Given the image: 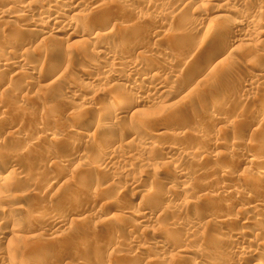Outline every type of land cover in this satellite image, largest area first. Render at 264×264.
Here are the masks:
<instances>
[{
  "label": "rangeland",
  "instance_id": "rangeland-1",
  "mask_svg": "<svg viewBox=\"0 0 264 264\" xmlns=\"http://www.w3.org/2000/svg\"><path fill=\"white\" fill-rule=\"evenodd\" d=\"M29 1L36 2L34 3L35 6L39 4L38 5L39 7L38 6L35 8L33 7L32 9H29L28 12L18 10L19 12L18 11H16L17 13L15 12L16 15L23 14V13L24 14L29 13V15H32L30 13L40 14L41 13L40 8L41 7L45 8L46 3L51 2L50 0L46 2H43L45 0H41V1L40 0H36V1L29 0ZM85 1L89 4H87L85 9L81 8L78 12L80 11L84 12V10L85 11L88 10V11H91L92 13L96 12L95 14L97 18L99 17L104 20L106 18L104 22L107 21L108 23L106 22L104 26L108 27L107 29H111V28L113 29L114 27L118 28V29H115V31L117 30V32H115L117 34V38L120 37L119 35H121L122 32L124 35H128V32H130L129 34V36L131 35L130 37L125 38L124 40L121 37L119 39L123 41L128 40L130 44L131 45L133 44L136 49L132 48L130 49L131 51L128 50L127 52L122 53L121 54L123 55L122 57L125 58V60L132 61V63L134 62L136 64H139L142 67L147 66L148 68H152L151 76L153 75L154 77H156L155 79L157 80L165 79L169 85L168 89L166 88V91L168 92H166L163 95L161 99L162 101L161 100H160L161 102L159 101L160 105L162 106V108L161 106H159L160 107L159 111H158V108L157 110L152 109L150 111V108L147 107V105H141L138 109L139 112L137 111L138 114H132V115L129 114L124 119L119 120V123L116 125L117 132L110 131L108 136L111 138L113 137L114 140L109 137H105L106 138V139L104 138V141L106 140L105 142L103 140L100 142V140L98 139L100 143L99 144L97 142L98 137L96 134L97 128L95 124L98 114L96 113L95 110L83 111V109L81 108L82 101L80 102V100L83 97L87 98V97L93 96L92 93H94L97 90V93H96L97 99L95 97L94 98H95V102L97 101L95 103L96 105L99 102L98 106H100V103L103 102L102 100H104V98L105 100L108 98L109 99L115 98L117 94H118L117 95L118 98L120 97L124 98V100H127L126 102L127 104L132 105L133 103L132 101H130L131 99H133L130 96L131 94L130 95L126 94L124 92H121V90L123 87L127 86L126 82L123 79L127 78V80H129L128 77L135 75V72L133 71L132 73L131 72L125 73L123 75L124 76L123 78L122 77L113 78L112 76L110 78V76L109 77L107 76L109 73L107 74L103 72L102 69H100L102 68V66L99 62L101 61L96 59L95 55L93 54L91 55L89 50L85 49L86 50L85 51L83 49L84 50L83 52L76 53L74 50H72V48L67 49L65 48L66 46H63V45L61 46L63 40H64L63 44L66 42V40H68V44H71V43L75 44L74 42H76L77 38H74V39L71 38L70 40V38H67V35L63 34L65 36L59 37L60 40L62 41H60V44H58L57 43L58 40L56 41V39H51V38L46 39L45 38V40L44 39L42 40L43 37L38 38V36L36 37L32 35L28 37V36H25L24 33L21 34V32H18V33L14 32L13 28L10 25H8L7 27V24L5 26L4 25L2 26L1 25L2 23H0V34H1L0 36H2L4 41L9 40V39L15 40L11 49H8V51L10 52L14 51L15 53L16 52L21 53V50H20L21 47H23L24 50L27 49L31 51L29 54L30 56H28L26 58L27 61L26 60L25 61L28 62V65L32 66L34 68L33 70L36 72L35 76L29 77L25 68L22 67V64L15 65V68H12V69L8 68L6 70H2L3 72L0 71V76H1L0 77V107H1L0 113H5L9 117L8 119L9 122L7 121L6 124L0 125V142L3 143V144L0 143V151H1L0 152V160H1L0 169L1 170L4 169L3 163L6 164L7 162H9V159L5 156L6 155L8 156V154L10 153L11 154L13 153V155L18 156L16 157L17 159L15 158L17 160V161L15 160V163L20 165V166L16 165L17 171L15 172V175L17 176L14 181V184L12 183V186L14 188L7 187L10 190L12 189V191L16 193L17 195H19L20 197H18V199L15 201L14 200H12V202L10 201V203L6 201L5 202L0 201V213L7 205H10V204L16 205V207H19L20 209L19 211L21 212L20 214H23V215L25 214L26 217L29 214L36 212L37 210H43V209L45 211L48 210L47 211L48 214H46L47 216L44 215V218L42 219L43 223L41 222L42 221L41 220L40 223L38 222L36 223L37 224L36 225L34 223H31L27 219V222L25 223V225H23L25 230L23 227H16L12 225L11 223H5L3 225V227H6L5 229L11 230L13 227H15L13 230H15L16 232L15 233L13 232V234L15 235V238L12 239L13 236L11 237L10 236L11 234H9L7 238L10 241L8 242V240H6L0 243V257L1 259L2 258L5 259L7 258V255H8V258L11 257L12 262L15 264L22 260L28 261L29 264H166L163 261H159V262L153 261L154 259H156L155 256H157L156 254H158L159 251H157L153 247L154 241H152L151 234L149 233L152 230V231L157 232V234L159 233V236L165 235L166 229L168 228L167 224L169 220L172 218L171 217L172 214L176 218L180 216L178 217L179 218L178 221L181 223V226L179 230H175L174 231L175 233L173 232V234L169 235L170 241H171L170 243L172 245L173 244L183 245L182 241L184 243V239H185L184 236H185L186 231H189L193 226L196 227L198 225L200 228L199 231L202 233L201 234L199 232L200 233L199 235H201V237L200 239L197 240L198 242L194 241V238L190 239L192 241V242L190 241V243L192 244L195 243L194 245H196L197 247L201 246L203 249H205L204 252L206 253L208 251L206 249L210 250V248L204 247L208 240L210 233L219 231L220 233H223V235H226L228 238L229 232L234 233L238 229L237 224L239 223V221L237 219L239 218L238 217V214L240 212L239 210L243 211L244 210L243 208L245 205H249L255 201L256 202L252 204H256V203L264 204V201H263L264 200V187H262L261 189L258 188L259 191L257 190L255 191V189L252 188V186L250 187L252 188L250 190L251 192L248 191L249 193L247 194V201L249 203L246 201V199H245V202L243 199L241 200L239 198H236L237 200L235 199L232 200L233 197H230V196L228 197V195H224V196L222 195L218 197L214 196L215 197V198L213 197L215 199L214 201L211 200L213 198L203 197L206 194H210V193L212 195V192L216 189L215 186L218 187L221 184L222 185L225 184V186L229 185L228 188H242L243 186L239 180L243 176H245L243 178L248 177L254 181L258 180L259 177L261 178L263 177L262 175H258L259 174L258 171L259 169L261 170L263 168L259 172H264L263 171L264 165L258 166V168L260 167L258 171L254 169L252 171L251 168H249L250 171L248 169V172L246 173L243 170L245 163H243L242 158H244V154L248 152H252V151L256 152L258 155L261 154V152L262 154H264L263 152L264 151V147H263L264 146V141H263L264 140V128H262L261 125H260L261 127H259V124L256 118L247 119V116H245L248 112L251 111V109L254 108L257 110L258 107L261 108V104L264 101L262 100L264 99V96H263L264 89L260 88L261 86H263V81H264V79H262V76H261V75H264V73L262 72L263 70L260 66L261 64L264 63V51L261 52V50H264V43L260 41L262 40L264 42L263 40L264 35L261 38H259L261 35L253 34L249 38L250 42L252 43L247 44V43L239 42L236 46L238 47V49L234 47V49L236 48L237 50H233L232 53L228 55L229 57L227 56L228 58L226 57V54H224V56H222L224 58L221 57L222 59L219 58L217 60V62L220 65L217 62L213 63L212 65L211 56L214 54V52H216L221 47L222 43H224L223 41H225V40L220 39L221 38L219 36L220 32L223 28H226L227 26L229 27L231 25L230 22L233 21L228 15L227 16L229 18L226 15H223L221 12L216 11L215 9L213 10L210 7H205L204 6L205 4L204 5L202 4L199 10L198 9H195L197 11L193 10L195 11V13H193L190 8H186V6H183V3H181L182 4L181 5L180 2L178 3L175 2L177 0H173V2H170V3H168L169 0H147L149 1L148 3H146L147 2L146 0H132L130 1V4H129L131 5L130 7L129 6L123 7L122 3H124V6H125L124 0H85ZM249 1L246 0L245 3L244 2L242 3L241 1L240 3L241 5L239 4V9L242 10L243 13L246 14V16L248 15L249 17L251 16V17H254L255 19L257 18L258 21H261L262 19L261 22H264V11L260 10V4L263 6L264 0H253L252 2H249ZM90 4L92 5L90 6ZM1 7L2 5H0V8ZM160 11L165 12L169 15L166 14L167 16H165V13H163L164 16L162 17L161 20H159L160 22L162 21L163 23L161 22L159 24V21H156L153 23L151 19L154 17V15L157 12H160ZM95 22L99 24L100 20H96ZM22 25L20 23V29H22L23 27ZM161 25L162 27H160ZM190 25L191 27H196L195 28L196 30L193 32L192 29H189V32H190V33L188 32L189 35L188 34L186 35L184 31L185 29L190 27ZM262 26L264 29V24ZM134 28H136L135 32L132 33L131 31H129V29H134ZM154 28H157L158 31L161 33V35H163V37L169 38L165 40L172 41V37H173L174 39L172 43H170L169 41L168 42L164 41V44L163 42L162 43L157 42V43H160L158 45L156 44V42L154 43V41L151 40V38H149L151 31H155ZM229 28H232V27H229ZM104 29L106 28L104 27ZM119 29L121 32L119 31ZM138 29L141 30L142 32L146 30L147 32L149 31L150 33L148 32L149 35L147 36L146 34L147 32L144 31L145 35H141L139 34L141 33V31H139ZM115 33H114L115 39L113 38L114 41L112 39H111L112 43L110 42V40H109L110 43H108L107 41V45L109 47L111 46V49L115 45L116 40H117ZM183 33L185 34L182 35ZM137 34L139 35L137 36ZM133 35L135 37H133ZM140 35L142 36V38L139 37ZM234 36H235L234 32H231L228 35L229 39L227 38L226 41L231 40L232 37ZM130 39L132 40L135 39V42ZM182 39H184V41ZM174 40L176 42L179 41L178 42L179 44L174 42ZM185 40H188V42H185ZM45 41H46V44H45ZM21 42L23 44H21ZM78 42L79 41H77V43ZM180 43H182L183 46H185L184 44H186V46L187 44L189 45L187 47L186 46L183 47L182 44L180 45ZM136 44L137 45L139 44L138 45L139 47ZM200 44L203 46H200ZM254 44H256L257 46H259L260 44L259 49L257 48L258 51L256 50L251 53L247 51L248 53H246V55L251 54V56L250 55L246 56L243 53L245 57H248V58H245L244 55H242V52L246 50L249 47V45L253 46ZM42 45H50V46L56 47V49H59V54L56 57H54L55 60L54 59L51 60L47 65H43V58L41 56L42 55L41 52H43V50L45 49ZM133 45L131 47H133ZM153 45H156V46L153 47ZM230 46H232V43L229 45V47ZM2 47H3V44H0V48ZM196 47L200 49H198L199 50L198 56H196L197 59L195 58V61L193 62L195 64H192L193 66L187 69L186 66L188 65H187V62L185 61L186 59L185 57H187V55L191 51H194L193 49ZM33 51L36 54L33 53ZM68 51L70 52L68 53ZM73 51L74 53H72ZM9 57H11V55H9ZM90 61L91 63L93 62L96 65L95 67H93L95 69L91 70L90 67L87 65ZM164 61L171 63L170 64L171 67L169 68L168 71L165 67L167 65H165ZM156 63L157 64L159 63L160 66L159 65L156 66ZM208 66L211 68H209ZM42 67H45V68L41 69ZM18 68H20L21 70L20 69L17 70ZM56 68L59 70H57ZM212 69H213V72H212ZM15 70L20 71L21 74L19 73L20 75L18 74L14 76L13 71ZM82 70H84L85 74L87 73L83 77L80 74V71ZM85 70L87 72H85ZM183 70L184 72H182ZM112 72H114V70H112ZM221 72L223 74L229 72L228 73L229 75L228 74L223 75ZM50 74L52 77L50 76ZM232 74L233 76H240V77L241 76L243 77L246 75L249 77L254 76L252 81H255V83H257V86H260V87H258L259 88L258 90L254 89L256 91L253 90V93H251L252 91L249 94L247 93L248 95L245 93L244 97L240 98L241 100L238 99L239 102L237 101V99H234V98H233L234 99L233 101L232 99L229 100L228 102H230V104H233V105L228 106V108L227 106L226 107L222 106L221 108L217 107L220 110L217 113L218 109H216V107L214 106V102L216 101V98H218L219 96V92L217 91H219L221 88H224L228 85H231L230 87L232 88L233 81L228 80V77L226 78V75L231 76ZM95 75H99L101 77L103 76V78L98 76L99 78H101L100 81L97 83L93 82L91 77H94ZM27 76L28 78H25ZM257 76H261V77H257ZM55 78L58 79L57 80L58 82H56ZM73 82H76L74 84L75 86L78 85L76 86L75 90L77 91V94L80 95L81 99L79 97H77L79 100L77 98H73L70 100L71 101L70 102L69 101L70 98H68L67 92H68L69 87L73 84ZM258 83L262 85H259ZM188 84L191 86L198 85L197 89L198 88L199 89L194 92L192 91L189 92L188 89H186V87L189 86ZM3 88L4 89L6 88L5 91H3L4 90ZM259 93L262 97L259 95ZM112 95H114V97ZM235 101L238 104L237 103L235 104L234 103ZM228 102H226L224 105L226 104L229 105ZM257 104L260 106H258ZM206 105L208 106L209 109H212V112H211L212 116L209 114H208L209 117L207 114H205V116L199 115V117H197L199 118V120L197 118H194L195 119L194 122H193V119L188 118V114L191 112V110H194L193 107L199 108V107L206 106ZM223 107L225 109H223ZM164 111L165 112L167 111L169 112V114H172V115L164 114ZM159 112L162 115L161 118L158 117ZM152 113H154V115ZM215 113H217L218 115ZM166 115L167 116L169 115V117L166 118L165 117ZM142 116H147V117L144 118ZM212 117L213 118L216 117L217 119L225 118L224 119L225 123L218 125L216 123L217 119L215 118L214 119L215 121H214ZM211 118L213 121L210 120ZM157 119H158V123H157ZM150 120L152 123H149ZM152 120H156V122ZM16 123L19 124L18 125L20 128L19 130L21 132H24L26 135V136L24 135L25 137V139H23L24 142L21 141L22 138H20L21 139L20 140L18 139L19 138L18 136L14 137L9 134L11 132L14 133L13 131L15 129H12L13 130L12 131L9 128L12 125L14 126ZM133 123H135V125ZM130 124L133 127H137V128L140 127L141 131L143 129L142 133L144 134V139H151V140L153 139L157 142L159 141L160 143L164 142L163 144H165V140H166V142H168L166 144H170V145L173 144L172 146L176 144L179 149L186 150V151H189V150L192 151L190 149L191 147L193 150L203 147L206 153L204 154L202 158L197 156V159L193 158V160L190 162L187 160H184V161L182 160L180 162L182 165V168L183 167L185 168V173L187 172L185 178H182L181 180H178L177 177H175V175L173 176L172 175L173 173L171 174L170 171L172 169L167 165V163L165 164V162H164L165 165L146 164L144 166H141L139 165V163L136 162V160H134V158H137L138 156L135 155V150L133 148L126 149L119 145V143L122 144L125 141L131 140L130 137L129 138L126 137V130L130 128ZM137 124L138 125L141 124V125L137 126ZM213 124H214V127H213ZM226 125L228 127L227 129H226ZM219 128H222L220 129L222 131H223V128L228 131L226 132V130H224L222 133V131L219 132ZM48 129H52L54 131V136L47 138V135L49 133ZM199 130H202V131L199 132ZM114 133H115V137H114ZM163 133L176 134V135H179V137L177 140H175V142H173L174 141L173 139L171 140L166 137H163V138L160 137V134H163ZM202 134L205 136H203ZM32 139L34 140V142H36L35 143L36 145H34V147L31 148V151L28 152L29 154L25 156L23 155L22 151H24L28 147L27 144L29 145V143L33 142ZM53 139H56V140H53ZM91 139H95V141L93 140V143L94 142L98 143L100 145L99 148L100 147L103 148V146L107 144L108 142L109 144H112L114 148H116L115 151L117 154L111 158L112 169L110 170L111 174H113L115 177L116 184L114 188L107 187V184L105 181L107 180L108 173H109L107 170H105V173H104V170L102 169L103 172L100 174L98 172H101V171L98 170L97 172H95L96 176H94L95 174H92L93 176L91 174L90 175L86 174L85 170H84L85 172L81 170V167L83 169L84 165L83 166L80 165V160L78 161V158L76 156L74 159L75 162H72V164L70 163L71 165H65V164L62 165L61 161H63V159L65 160L63 156L65 154H63V152L67 151V154H68V152L69 153L74 152V150L75 152L78 151V150L76 151V149L78 148H75L72 146L73 143L74 144L79 143V142L85 143L86 140H91ZM162 139L163 140L165 139V140L163 141ZM134 142L135 141H133V143ZM50 144L52 145V147L49 148L50 150V153H49V151H47L46 149V145L48 146ZM71 146L74 148L73 150ZM261 147H263V149ZM159 149H163V148L159 147ZM159 149L155 148L152 151L154 158L156 157V158L163 159L164 155L177 153V152L169 153V151L167 150L163 149L161 151ZM231 149L235 153H233ZM225 153L226 154L229 153L228 154L229 157L224 156L226 155ZM67 154L65 155L66 158L69 156L70 157L72 156L70 154L68 155ZM221 154L223 155L224 158L222 157ZM230 154L233 156L235 155V158L233 156H230ZM30 155H32L33 157ZM177 155L178 154H176V156ZM51 158L55 160L56 164L61 163L59 164L60 166L57 168L55 166H57L58 164L57 165L55 164V166L54 165L50 166V164L48 163V159H51ZM87 162L89 163L90 160ZM87 162H85V164ZM228 162L229 163L231 162V164L235 163V165L233 164V167L236 166L234 168L232 167L233 169L232 168L230 169L229 173L231 176L228 173L227 174L228 176L227 175L226 176L229 179L226 176L221 177L220 175H218L219 176L218 178V176H216L215 169L220 168V167L221 168L227 167V165L229 164ZM95 163H96V160L95 162L93 161L94 165ZM28 166L30 168H28ZM79 166L81 167L77 168ZM210 168H214L213 169L214 173L212 172V169L210 170ZM80 170H81V173H80ZM106 171L108 172L107 175H105ZM231 171H233V173ZM211 172L213 175L214 174L215 175L214 176L209 175L211 174ZM73 174H75V178ZM183 180H186V181L188 180L189 185L191 184L190 186L192 188L189 187L191 189L189 194L187 193L186 196H183V195L173 196L172 193L170 194L169 193L170 189L167 190V187L177 192L176 188L178 187V183L179 181H183ZM136 181L138 184L136 183ZM85 182L86 184L88 183L89 184L86 185ZM130 182L131 183L134 182L135 184H137L138 185L137 188L132 189ZM94 183L97 185H95ZM140 187H142V189L146 188L145 190L147 192L149 191L148 193H150L148 202H150L151 204L149 203L150 206H149L148 211H150L149 212L150 215L152 214L156 218L155 223L143 224L142 227H138L135 225L133 226V224L131 225L128 219L124 220L123 218L122 220L121 219L117 220L116 215L120 214L123 216V214H125L126 210L128 209L132 208L133 210H135L136 209L135 207L138 202L146 201L147 198L144 195H142L141 193H137L139 191L138 188ZM193 189L194 190L196 189V190L194 191ZM150 190H152L153 192ZM252 191L253 192L255 191L257 194L253 193ZM192 194L193 196L195 195L194 197L196 198L203 195L201 196L202 198L200 197L201 199L199 198L194 199L193 197L194 199L193 203L194 205L196 203V205L193 206L192 210L194 211L197 210L196 212L198 214L201 213L200 215H204L205 212L208 211L209 209L210 211L206 212V214L209 213V215H211L210 213H212L213 215V211L215 210H212V209H214L216 206L217 209H216V212H214V217L215 216L218 217L219 215L222 217V215L225 216L228 214L227 217L226 216L225 217L227 219L230 218L228 220L233 219L232 222L229 221L228 226L226 225V227L225 226L223 227L215 222H210V220H207V218L205 220L200 219V220L194 221V219L192 220L189 209H187V211L189 212L187 211H186L187 213L185 212L186 215H184L183 213H182L183 215L178 214L176 212L173 213L171 211L170 213L168 210H165V209L161 210L160 208L159 209L161 211L158 210V212L154 214V211H156L155 206L157 207L160 203L159 201H161L163 198L170 196L173 200H177L178 202L179 201L181 202L182 200L184 201L185 198L186 200L192 201L193 200L191 198ZM188 195L189 196L191 195V197H189ZM208 198L210 199V201ZM198 199L199 201H197ZM200 200L202 201L200 202ZM221 203L224 204V206ZM226 203L227 204L229 203V204L227 205ZM203 205L205 207L206 206H209V207L203 210V208H205ZM220 206L221 207L223 206V207L221 208ZM151 207H153V209ZM226 207H228V209H226ZM218 208H221V210ZM166 211L169 213H166ZM52 212H54V214H57V215L59 214L61 216L64 215L65 216L64 218L66 219V220L63 219L62 224L63 223L64 224L61 227L62 232L60 230L57 237H52V236H49L48 234L47 236L45 233L42 234V232L39 231V229H37L38 227H40V225H43V224H44L43 226L46 225V227L50 225L51 223L50 221H51L52 214H53ZM50 213H51V216H49ZM188 213H189V216L187 215ZM261 215L259 216L262 217ZM45 218H48V219H45ZM168 218L170 219L168 220ZM134 221H136V219H134ZM257 221L258 219L257 220L251 219L250 221L251 223L249 222V224L247 225V228L249 227L250 229L254 228V225L256 224ZM0 222H1V217H0ZM263 222L264 220L262 221V223ZM258 224H261V223H258ZM131 226L134 228H130ZM261 226L262 227H260V230L257 231L258 233L259 232L264 233V223L261 224ZM147 230L149 232H147ZM48 232H51V231H48ZM89 235H92L91 237L94 240V243L92 244V246L89 247L90 249L80 248L79 245L82 239ZM176 238L179 240V242L178 240H176ZM150 243H152V245ZM109 244L115 246L114 247L115 250L112 253H105V254L102 253L100 251L101 246L109 245ZM244 245L247 246L248 243L241 241L238 243L232 242L230 245L228 244L227 249L229 250V253L227 252V249L225 247L223 248L219 246L220 248L219 247L211 248L213 252L209 251L208 252L209 254L206 253L208 255L204 253L205 256L204 258L201 259L199 263L208 264L209 261L214 260L213 258H215V260L217 258H218L217 260H221L222 258L221 261H224L226 260L225 257L229 258V261L231 262V264H240L242 261H248L249 263H251L252 261L257 260L256 257H250V258L245 257V256L239 257V255H237L239 248ZM139 247L142 250L137 251L136 248L139 249ZM261 247H259L258 251L264 254V245H262ZM135 249L137 253L135 252ZM216 249H218V251ZM220 249H222L223 251H221ZM214 251L216 252L215 254H214ZM166 252H169V254L171 253L173 254L171 247L166 248L165 253ZM211 252L213 253V255H210ZM222 252L225 254V256L223 255L224 257L223 256L220 257V255H222L221 254ZM218 253L219 255H217ZM206 256L208 258H206ZM175 264H179V263L175 262Z\"/></svg>",
  "mask_w": 264,
  "mask_h": 264
},
{
  "label": "bare ground",
  "instance_id": "bare-ground-1",
  "mask_svg": "<svg viewBox=\"0 0 264 264\" xmlns=\"http://www.w3.org/2000/svg\"><path fill=\"white\" fill-rule=\"evenodd\" d=\"M27 1H29V0H0V5H2V7L0 8V21H2V22H0V23H2L1 25L3 26H5L6 24H7V27H8V25H10L12 28H13V31L14 32H16V33H18V32H21V34L22 33H24V35L25 36H38V38L39 37H43L42 38V40L44 39L45 40V38L46 39H56V41H57V43L58 44H60V41H62V40H60V38L59 37H61V36H65V35H67V38H70V40H71V38H77L76 39V42H74L75 44H68V40H66V42L63 44V42H64V40H63V42H62V44H61V46L63 45V46H66L65 48H72V50H74L76 53H79V52H83L85 49L86 50H89L90 51V53H91V55L93 54V55H95V57H96V59H98L99 61H101V62H99L100 64H101V66H102V68H100V69H102L103 70V72H105V73H109L107 76L109 77L110 76V78H111V76L113 77V78H119V77H124L123 75L125 74V73H128V72H135V75H132V76H130V77H128V79L129 80H127V78H124L123 80L126 82V84H127V86H125V87H123L122 88V90H121V92H124V93H126V94H131L130 96L133 98V99H131L130 101H132V105H129V104H127L126 102H127V100H124V98H118L117 97V95H116V97L115 98H108V99H106L105 100V98H104V100H102L103 102H101L100 103V106H98L99 105V102H98V104L96 105L95 103L97 102H95V98H96V93H97V90L94 92V93H92L93 94V96H91V97H87V98H80V95H78L77 94V91L75 90L76 89V86H78V85H74L76 82H73V84L69 87V89H68V92H67V96H68V98H70L69 99V101L71 100V99H73V98H77V97H79L81 100H80V102H81V108L83 109V111H89V110H95L96 111V113L98 114L97 116V118H96V122H95V124H96V134H97V140L99 139L100 140V142L103 140L104 141V138L105 137H109L108 135H109V133H110V131L112 132H117V128H116V125L119 123V120H121V119H124L127 115H132V114H138L137 113V111H138V109H139V107L141 106V105H147V107H149L150 108V111L153 109V110H157V108H158V111H159V106H161L160 105V103H159V101L162 99V97H163V95L166 93V92H168V91H166V88L168 89V87H169V85H168V83H167V81L165 80V79H162V80H157V79H155L156 77H154L153 75V77L151 76V72H152V68H148L147 66L145 67H142V66H140L139 64H136V63H132V61H127V60H125V58H123L122 56L123 55H121L122 53H124V52H127L128 50H130V49H132V48H134V49H136L135 47H134V45H133V47H131L132 45L130 44V42L127 40H125V41H123L125 38H128V37H130L129 36V34H130V32H128V35H124L123 34V32H122V34L121 35H119L121 38H123V40H121V39H119V38H117V34L115 33V32H117V30L115 31V29H118V28H111V29H107L108 27H106V26H104L105 25V23L107 22H104L105 20H106V18H105V20L104 19H102V18H97L96 17V12L95 13H92L91 11H88V10H84V12L83 11H80V12H78L81 8H86V6H87V4H89V3H87L85 0H50L51 2L50 3H46V5H45V8H40L41 9V13L40 14H33V13H30V14H32V15H29V13L28 14H18V15H16V11H18V10H21V11H24V12H28L29 11V9H32L33 7L35 8V7H37V6H35V4L34 3H36V2H33V1H29V2H27ZM36 1V0H35ZM41 1V0H40ZM46 1H49V0H45V1H43V2H46ZM125 1V6H124V3H122V5H123V7H127V6H131V5H129L130 4V1H132V0H124ZM147 1V0H146ZM241 1H242V3L244 2L245 3V1L246 0H177V1H175V2H180V4L181 3H183V6H186V8H190L191 10H192V12L193 13H195V11H197V10H195V9H200V7H201V5L203 4H205L204 6L205 7H210V8H212L213 10L215 9L216 11H219V12H221L223 15H228L230 18H231V20H233L232 22H230L231 23V25L229 26V27H232V28H229L228 26L226 27V28H223L222 30H221V32H220V39H222V40H225V41H223L224 43H222V45H221V47L216 51V52H214V54L212 55L211 53V63H212V65H213V63H215V62H217V60L219 59V58H221L222 56H224V54H226V57L228 56V55H230L231 53H232V51L233 50H237L238 49V47H236L237 46V44L239 43V42H242V43H252V42H250V40H249V38L253 35V34H257V35H261L259 38H261L263 35H264V29H263V24H264V22H261L262 21V19H261V21H258L257 20V18L255 19L254 17H249L248 15L246 16V14L245 13H243V11L242 10H240L239 9V4L241 3ZM247 1H249V0H247ZM253 0H250L249 2H252ZM38 2V1H37ZM93 2V1H92ZM96 2V1H95ZM149 1H147L146 3H148ZM156 2V1H155ZM170 2H173V0H169L168 1V3H170ZM248 2V3H249ZM120 3V2H119ZM152 3V2H151ZM150 3V4H151ZM256 3V2H255ZM255 3H253V4H255ZM206 4H207V6H206ZM92 4H90V6H91ZM94 5V4H93ZM153 5H154V3H153ZM164 5V4H163ZM167 5V4H166ZM175 5V4H174ZM179 5V4H178ZM182 5V4H181ZM241 5V4H240ZM244 5V4H243ZM242 5V6H243ZM182 6V7H183ZM39 7V6H38ZM244 7V6H243ZM117 8V7H116ZM148 8V7H147ZM184 8V7H183ZM83 10V9H82ZM119 10V9H118ZM164 10V9H163ZM193 10H195V11H193ZM260 10L261 11H264V5L262 6L261 4H260ZM94 11V10H93ZM165 11V10H164ZM16 12V13H15ZM19 12V11H18ZM161 12V11H160ZM157 12L155 15H154V17L151 19L152 20V22L154 23V22H156V21H159V20H161L162 19V17L164 16V14L163 13H165V12ZM167 12V11H166ZM191 12V13H192ZM122 14V13H121ZM167 13H165V16H167V15H169V14H167ZM171 14V13H170ZM193 15V14H192ZM174 16H175V14H174ZM173 16V17H174ZM227 16V17H228ZM145 17V16H144ZM171 17V16H170ZM228 17V18H229ZM114 18V17H113ZM130 18V17H129ZM176 18V17H175ZM227 18V19H228ZM127 19H128V17H127ZM172 19V18H171ZM177 19V18H176ZM96 20H100V23L98 24V23H96L95 21ZM259 20H260V18H259ZM129 21V20H128ZM183 21V20H182ZM151 22V21H150ZM151 22V23H152ZM162 22V21H161ZM160 21H159V24L161 23ZM20 23H21V25L24 27H22V29H20ZM108 23V22H107ZM163 23V22H162ZM181 23V22H180ZM184 23V22H183ZM182 23V24H183ZM186 23V22H185ZM158 24V23H157ZM187 24H188V22H187ZM186 24V25H187ZM107 25V24H106ZM109 25V24H108ZM115 25V24H114ZM164 25V24H163ZM18 26V27H17ZM102 26H104L106 29H104V27H102ZM110 26V25H109ZM131 26V25H130ZM102 27V28H101ZM119 27V26H118ZM120 27H121V25H120ZM133 27V26H132ZM138 27V26H137ZM157 27V26H156ZM160 27H162V25L160 26ZM176 27V26H175ZM190 27H191V25H190ZM188 27L187 29H185V33H186V35L188 34V32H189V29H192L193 30V32L196 30L195 28L196 27ZM159 28V27H158ZM183 28V27H182ZM155 29V31H151V33H150V35L148 34V32L146 31V30H144V31H146L147 33V36L149 35V38H151V40H153L154 41V43L156 42V44L158 45V44H160V43H162L163 42V44H164V41L165 42H168L169 40H165V39H169V38H165V37H163V35H161V33L158 31V29L157 28H154ZM164 29V28H163ZM229 29V30H228ZM121 30H123V29H121ZM135 30H136V28H134V29H129V31H131L132 33L133 32H135ZM139 30V29H138ZM137 30V31H138ZM153 30V29H152ZM178 30V29H177ZM191 30V31H192ZM119 31H120V29H119ZM139 31H141V30H139ZM144 31L142 32L141 31V33H139V34H141V35H145L144 34ZM183 31V30H182ZM97 32H99V33H97ZM121 32V31H120ZM162 32V31H161ZM167 32V31H166ZM170 32V31H169ZM206 32V31H205ZM231 32H234V37H232V39L231 40H229V41H226V39L228 38V35L231 33ZM94 33H96V34H94ZM114 33H115V35H116V38H117V40H116V43H115V45L112 47V49H111V46L109 47L108 45H107V41H108V43H110L111 42V39L114 41ZM127 33V32H126ZM182 33V32H181ZM185 33H183L182 35H184ZM190 33V32H189ZM63 34H65V35H63ZM134 34H136V33H134ZM139 34H137V36L139 35ZM1 35V34H0ZM16 35V34H15ZM139 36V37H141L142 38V36ZM189 35V34H188ZM194 35V34H193ZM17 36V35H16ZM15 36V37H16ZM174 36V35H173ZM178 36V35H177ZM233 36V35H232ZM21 37V36H20ZM35 37V38H36ZM133 37H135L134 35H133ZM144 37V36H143ZM146 37V36H145ZM172 37V36H171ZM193 37V36H192ZM17 38V37H16ZM15 38V39H16ZM64 38V37H63ZM114 38V39H113ZM176 38V37H175ZM178 38V37H177ZM231 38V37H230ZM22 39V38H21ZM133 39V38H132ZM132 39H130V40H132ZM136 39V38H135ZM135 39L134 40H132V41H134L135 42ZM138 39V38H137ZM140 39V38H139ZM171 39V38H170ZM173 37H172V41H173ZM184 39H186V38H184ZM184 39H182L183 41H184ZM229 39V38H228ZM20 40V39H19ZM33 40V39H32ZM109 40H110V42H109ZM178 40H180V39H178ZM177 40V41H178ZM182 40H181V42H182ZM189 40V39H188ZM188 40H185V42H188ZM200 40V39H199ZM260 40V39H259ZM264 40V39H263ZM14 39H9V40H6V41H4V39L2 38V36H0V44H3V47L2 48H0V71H2V70H6V69H12V68H15V65H18V64H22V67H24L25 68V70L27 71V73H28V75H29V77L30 76H35V74H36V72L33 70L34 68L32 67V66H30V65H28V62H26L27 60H26V58L28 57V56H30L29 54H30V52L31 51H29V50H27V49H23V47H21L20 48V50H21V53H15L14 51L13 52H10V51H8V49H11V47H12V45H13V43H14ZM77 41H79L78 43H77ZM137 41V40H136ZM172 41L170 40L169 42L170 43H172ZM23 42V41H22ZM21 42V44H23ZM30 42V41H29ZM32 42V41H31ZM40 42H41V40H40ZM55 42V41H54ZM157 42H160V43H157ZM174 42H176L175 40H174ZM179 42V41H178ZM178 42H176V43H178ZM184 42V43H185ZM190 42V41H189ZM234 42V43H233ZM260 42H262V43H264L262 40L260 41ZM48 43V42H47ZM112 43V42H111ZM137 43V42H136ZM153 43V44H154ZM232 43V46H230L229 47V45ZM42 44V43H41ZM45 44H46V41H45ZM57 44V45H58ZM135 44V43H134ZM147 44V43H146ZM151 44V43H150ZM166 44V43H165ZM179 44V43H178ZM182 43H180V45H181ZM198 44V43H197ZM196 44V45H197ZM246 44V45H247ZM28 45V44H27ZM112 45V44H111ZM137 45V44H136ZM135 45V46H136ZM139 45V44H138ZM137 45V46H138ZM142 45V44H141ZM173 45H174V43H173ZM177 45V44H176ZM179 45V46H180ZM185 46H186V44H184ZM189 44H187V46H188ZM191 45H193V44H191ZM245 45V46H246ZM262 45V44H261ZM43 47H44V49L45 50H43V52H41V56H42V58H43V65H47L51 60H53L54 59V57H56L58 54H59V49H56V47H54V46H50V45H42ZM45 46H46V48H45ZM136 46V47H137ZM154 46H156V45H153V47ZM163 46V45H162ZM178 46V45H177ZM182 46H183V44H182ZM185 46H183V47H185ZM186 46V47H187ZM200 46H203V45H201L200 44ZM259 46H260V44H259ZM259 46H257L256 44H254L253 46H251V45H249V47L246 49V50H244L243 52H242V55H246V53H248V52H253V51H258V49H259ZM19 47V46H18ZM40 47V46H39ZM139 47V46H138ZM172 47V46H171ZM182 47V48H183ZM199 47V46H198ZM198 47H196V48H194L193 50L194 51H191L188 55H187V57H185L186 59H185V61L187 62V65L188 66H186L187 67V69L188 68H190L191 66H193L192 64H195V63H193L194 61H195V58H196V56H198V49H200V48H198ZM219 47V46H218ZM234 47H236L235 49H234ZM240 47V46H239ZM157 48V47H156ZM161 48V47H160ZM180 48V47H179ZM179 48H178V50H179ZM191 48H193V47H191ZM258 48V49H257ZM35 49V48H34ZM39 49V48H38ZM41 49V48H40ZM84 49V50H83ZM252 49V50H251ZM13 50V49H12ZM66 50V49H65ZM72 50H70V51H72ZM85 50V51H86ZM150 50V49H149ZM181 50V49H180ZM188 50V49H187ZM242 50H243V48H242ZM261 50V49H260ZM259 50V51H260ZM62 51V50H61ZM70 51H68V53L70 52ZM74 51L72 52V53H74ZM131 51V50H130ZM151 51V50H150ZM158 51V50H157ZM240 51V50H239ZM246 51V52H245ZM248 51V52H247ZM264 50H261V52H263ZM37 52V51H36ZM65 52V51H64ZM67 52V51H66ZM186 52V51H185ZM33 53H35L34 51H33ZM63 53V52H62ZM86 53V52H85ZM88 53V52H87ZM244 53V54H243ZM36 54V53H35ZM64 54V53H63ZM128 54V53H127ZM161 54V53H160ZM259 54V53H258ZM9 55H11V57H9ZM33 55V54H32ZM71 55V54H70ZM70 55H68V56H70ZM76 55V54H75ZM87 55V54H86ZM175 55V54H174ZM245 55H244V57H245ZM250 56H251V54H249ZM249 55H246V56H249ZM84 56V55H83ZM177 56V55H176ZM256 56V55H255ZM261 56V55H260ZM59 57V56H58ZM229 57V56H228ZM227 57V58H228ZM71 58V57H70ZM179 58V57H178ZM222 58H224V57H222ZM221 58V59H222ZM245 58H248V57H245ZM250 58V57H249ZM63 59V58H62ZM61 59V60H62ZM69 59V58H68ZM74 59V58H73ZM181 59H182V57H181ZM197 59V58H196ZM259 59V58H258ZM26 60V61H25ZM55 60V59H54ZM64 60V59H63ZM87 60V59H86ZM129 60V59H128ZM131 60V59H130ZM148 60V59H147ZM163 60V59H162ZM260 60V59H259ZM82 61V60H81ZM85 61V60H84ZM83 61V62H84ZM88 61V60H87ZM168 61V60H167ZM167 61H164V63H165V65H167V66H165L166 67V69H167V71L169 70V68L171 67L170 66V64L171 63H168ZM173 61V60H172ZM184 61V62H185ZM222 61V60H221ZM223 61H224V59H223ZM228 61V60H227ZM226 61V62H227ZM138 62V61H137ZM150 62V61H149ZM154 62V61H153ZM157 62V61H156ZM220 62V61H219ZM254 62H255V60H254ZM253 62V63H254ZM87 63V62H86ZM93 63V62H92ZM91 63V61L87 64L89 67H90V69L92 70V69H95V68H93V67H95L96 65L94 64H92ZM218 63V62H217ZM252 63V64H253ZM261 63V62H260ZM219 64V63H218ZM223 64V63H222ZM221 64V65H222ZM157 65H159V63L157 64L156 63V66ZM162 65V64H161ZM220 65V64H219ZM152 66V65H151ZM160 66V65H159ZM158 66V67H159ZM227 66V65H226ZM254 66V65H253ZM259 66V65H258ZM261 66V68H262V72L264 73V63L263 64H261L260 65ZM21 67V66H20ZM21 67V68H22ZM88 67V68H89ZM162 67V66H161ZM209 67V66H208ZM216 67V66H215ZM223 67V66H222ZM256 67V66H255ZM45 67H42L41 69H44ZM207 68V67H206ZM209 68H211V67H209ZM213 68V67H212ZM229 68V67H228ZM20 68H18L17 70H19ZM36 69V68H35ZM57 69V68H56ZM187 69H185V70H187ZM205 69V68H204ZM215 69V68H214ZM17 70H15V71H13V74H14V76H16V75H18L19 73H20V71H17ZM21 70V69H20ZM24 70V69H23ZM57 70H59V69H57ZM112 70H114V72H112ZM171 70V69H170ZM208 70V69H207ZM211 70V69H210ZM229 70V69H228ZM227 70V71H228ZM55 71V70H54ZM218 71V70H217ZM224 71V70H223ZM3 72V71H2ZM65 72V71H64ZM85 72H87L86 70H85ZM171 72V71H170ZM182 72H184V70L182 71ZM211 72V71H210ZM212 72H213V69H212ZM230 72V71H229ZM229 72H227V73H222L223 75H225V74H228ZM56 73V72H55ZM58 73V72H57ZM60 73V72H59ZM130 73V74H131ZM21 74V73H20ZM19 74V75H20ZM39 74V73H38ZM62 74H63V72H62ZM80 74L82 75V77L83 76H85L86 74L84 73V70H82V71H80ZM129 74V75H130ZM181 74V73H180ZM179 74V75H180ZM216 74V73H215ZM48 75V74H47ZM57 75V74H56ZM128 75V76H129ZM214 75V74H213ZM229 75V74H228ZM228 75H226V78L228 77V80H232L233 81V84H232V88L230 87L231 85H228V86H226V87H224V88H221L219 91H217V92H219V96H218V98H216V101L214 102V106L216 107V109H218V111H217V113L220 111L219 110V108H217V107H222V106H224V107H226L227 106V108H228V106H231V105H233V104H230V102H228L229 100H231L232 99V101L234 100V99H237V101L239 102V100H241L240 98L241 97H244V94L246 93H250L251 91V93H253V90L254 89H259L258 87H260V86H257V83H255V81H252V79L254 78V76L253 77H249V76H233V74L231 75V76H228ZM50 76H51V74H50ZM49 76V77H50ZM60 76V75H59ZM61 76H63V75H61ZM99 75H95L94 77H91L92 78V80H93V82H99L100 81V79L101 78H103V76L101 77V76H99V77H101V78H99L98 77ZM262 76V79H264V75H261ZM261 76H257V77H261ZM1 77V76H0ZM31 77V78H32ZM52 77V76H51ZM105 77V76H104ZM25 78H28V76L27 77H25ZM47 78V77H46ZM90 78V79H91ZM49 79V78H48ZM55 80H56V82H58L57 80V78H55ZM62 80V79H61ZM60 80V81H61ZM10 81V80H9ZM53 81V80H52ZM201 81H202V79H201ZM5 83V82H4ZM28 83V82H27ZM199 83V82H198ZM206 83V82H205ZM209 84V83H208ZM259 84V83H258ZM7 85H9V84H7ZM49 85V84H48ZM189 85V84H188ZM259 85H262V84H259ZM80 86V85H79ZM116 86V85H115ZM197 86L198 85H196V86H191V85H189L188 87H186V89H188V91L189 92H194V91H196V90H198L197 89ZM223 86V85H222ZM42 87V86H41ZM48 87V86H47ZM92 88V87H91ZM215 88V87H214ZM261 89H264V81H263V86H261L260 87ZM4 89V88H3ZM6 89V88H5ZM5 89L3 90V91H5ZM78 89V88H77ZM115 89V88H114ZM121 89V88H120ZM89 91V90H88ZM187 91V90H186ZM254 91H256V90H254ZM8 92V91H7ZM206 92V91H205ZM213 92V91H212ZM259 92V91H258ZM210 93V92H209ZM264 93V92H263ZM13 94V93H12ZM91 94V93H90ZM242 94H243V96H242ZM247 94V95H248ZM17 95V94H16ZM99 95V94H98ZM259 95H260V93H259ZM258 95V96H259ZM15 96V95H14ZM100 96V95H99ZM111 96V95H110ZM113 97H114V95H112ZM121 96V95H120ZM128 96V95H127ZM212 96V95H211ZM261 96V95H260ZM259 96V97H260ZM264 96V95H263ZM95 97V98H94ZM130 97V98H131ZM185 97V96H184ZM262 97V96H261ZM61 98H63V97H61ZM66 98V97H65ZM126 98V97H125ZM234 98V99H233ZM4 99V98H3ZM78 99V98H77ZM97 99V98H96ZM211 99V98H210ZM239 99V100H238ZM243 99V98H242ZM63 100V99H62ZM79 100V99H78ZM262 100H264V99H262ZM3 101V100H2ZM59 101V100H58ZM64 101V100H63ZM162 101V100H161ZM160 101V102H161ZM231 101V102H232ZM261 101V100H260ZM8 102V101H7ZM66 102V101H65ZM71 102V101H70ZM129 102V101H128ZM226 102H228V104L229 105H224ZM241 102V101H240ZM235 104L237 103L236 101L234 102ZM261 103V102H260ZM162 104V103H161ZM238 104V103H237ZM258 105V104H257ZM200 106V105H199ZM236 106V105H235ZM255 106V105H254ZM258 106H260V105H258ZM147 107H146V109H147ZM223 107V109H225ZM237 107V106H236ZM1 108V107H0ZM148 108V109H149ZM161 108H162V106H161ZM233 108H235V107H233ZM256 108V107H255ZM193 109L194 110H191V112L188 114V118L189 119H193V122L195 121V119L194 118H197V117H199V115H204L205 116V114H209V115H211L212 116V114H211V112H212V109H209L208 108V106L206 105V106H202V107H199V108H195V107H193ZM222 109V110H223ZM254 109V108H253ZM251 109V111L250 112H246L245 114V116H247V119L248 118H256L257 119V121H258V124H259V127H261L262 126V128H264V101L262 102V104H261V108L260 107H258V109L256 110V109ZM7 110V109H6ZM164 110V109H163ZM226 111V110H225ZM240 111V110H239ZM238 111V112H239ZM139 112V111H138ZM156 112V111H155ZM162 112V111H161ZM216 112V111H215ZM149 113V112H148ZM217 113H215V114H217ZM23 114V113H22ZM141 114V113H140ZM153 115H154V113H152ZM164 114H169V112H165L164 111ZM159 115H161L160 114V112H159ZM158 115V117L159 118H161L162 117V115L161 116H159ZM169 115H172V114H169ZM169 115L167 116H165L166 118L167 117H169ZM209 115H208V117H209ZM218 115V114H217ZM200 116V117H201ZM216 116V115H215ZM237 116V115H236ZM240 116V115H239ZM242 116V115H241ZM16 117V116H15ZM142 117H147V116H142ZM149 117V116H148ZM163 117H164V115H163ZM207 117V116H206ZM141 118V117H140ZM213 118V117H212ZM212 118L210 119V120H212ZM216 117H214L213 118V120L215 119ZM222 118V117H221ZM8 119H9V117H8V115H6L5 113H0V125L1 124H6V122L8 121ZM138 119V118H137ZM142 119V118H141ZM149 119V118H148ZM198 120H199V118H197ZM217 119V118H216ZM225 119V118H224ZM223 118L222 119H217L216 121V123L218 124V125H221V124H224L225 123V120H224ZM243 119V118H242ZM241 119V120H242ZM255 119V120H256ZM21 120V119H20ZM175 120V119H174ZM181 120V119H180ZM179 120V121H180ZM212 120V121H213ZM254 120V121H255ZM134 121H135V119H134ZM152 121H154V122H156V120H152ZM166 121V120H165ZM168 121V120H167ZM186 121V120H185ZM202 121V120H201ZM207 121V120H206ZM215 121V120H214ZM9 122V121H8ZM153 122V123H154ZM170 122V121H169ZM191 122V121H190ZM199 122V121H198ZM210 122V121H209ZM208 122V123H209ZM11 123H12V121H11ZM17 123H19V122H17ZM15 124L14 126L12 125L9 129H15L13 132L14 133H9L11 136H18L19 138L18 139H20V138H22V140L21 141H23V139H25V137H24V135H25V133L24 132H21L19 129V124ZM135 123H136V121H135ZM135 123H133L134 125H135ZM149 123H152L151 122V120L149 121ZM157 123H158V119H157ZM174 123V122H173ZM201 123H203V122H201ZM215 123V122H214ZM215 123V124H216ZM256 123V122H255ZM8 124V123H7ZM143 124V123H142ZM145 124V123H144ZM156 124V123H155ZM183 124V123H182ZM216 124V125H217ZM21 125V124H20ZM141 125V124H140ZM140 125H138L137 124V126H140ZM205 125V124H204ZM261 125V126H260ZM185 126V125H184ZM8 127V126H7ZM146 127V126H145ZM158 127V126H157ZM162 127V126H161ZM179 127V126H178ZM213 127H214V124H213ZM224 127V126H223ZM59 128V127H58ZM228 127H227V125H226V129H227ZM261 128V129H262ZM220 129H222V128H219V132L220 131H222V130H220ZM226 129H224L223 128V131L224 130H226ZM246 129V128H245ZM4 131V130H3ZM24 131V130H23ZM48 131H49V133H48V135H47V138H49V137H52V136H54V131L52 130V129H48ZM200 131H202V130H199V132ZM206 131V130H205ZM223 131H222V133H223ZM228 130H226V132H227ZM235 131V130H234ZM245 131V130H244ZM26 132V131H25ZM143 132V129H142V131L140 130V127L139 128H137V127H133V126H131V124H130V128H128L127 130H126V137H130L131 138V140H129V141H125V142H123L122 144L121 143H119V145L120 146H122V147H124V148H133L134 150H135V155H137L138 157L137 158H134V160H136V162L137 163H139V165H141V166H144V165H146V164H152V165H165L166 163H167V165L172 169L170 172H171V174L174 176L175 175V177H177V179L178 180H181L182 178H185V176H186V173H185V168L183 169L182 168V165H181V161L183 160H187V161H192L193 160V158H196L197 159V156L198 157H203L204 156V154L206 153V151H204V148L203 147H201V148H197V149H192V147L190 148L192 151H186V150H181V149H179L178 147H177V145L174 147V146H172L173 144H166V143H168V142H166V140H165V144H163V143H160L159 141L157 142V141H155V140H151V139H144V134L142 133ZM249 132V131H248ZM262 132V131H261ZM24 133V134H23ZM186 133V132H185ZM16 134V135H15ZM56 134H57V132H56ZM229 134V133H228ZM243 134V133H242ZM112 135H113V133H112ZM194 135V134H193ZM203 135V134H202ZM208 135V134H207ZM236 135V134H235ZM26 136V135H25ZM181 136V135H180ZM203 136H205V135H203ZM227 136V135H226ZM114 137H115V133H114ZM160 137H166V138H169V139H173L174 141L173 142H175V140H177L178 139V137H179V135H176V134H170V133H163V134H160ZM229 137V136H228ZM47 138H46V140H47ZM109 138H111V137H109ZM8 139V138H7ZM31 139V138H30ZM45 139V138H44ZM106 139V138H105ZM111 139H113V137L111 138ZM168 139V140H169ZM201 139V138H200ZM33 140V139H32ZM36 140V139H35ZM53 140H56V139H53ZM62 140V139H61ZM93 140L95 141V139H91V140H86L85 141V143H83V142H79V143H76V144H74L73 143V147H75V148H78V149H76V151L77 152H75V150H74V152H68V154H70V155H72L71 157L69 156V157H67L66 158V154H67V151L66 152H63V154H65V155H63L64 156V158H65V160L63 159V161H61L62 162V165H71L72 164V162H75L74 161V159H75V156L78 158V161L80 160V165L81 166H83L84 168L82 169V167L81 166H79V167H77V168H80L81 167V170H85L86 171V174H95V172H97L98 170L99 171H101V172H98L99 174L100 173H102L103 171H102V169L104 170V173H105V170H107L106 171V174L105 175H107V173H108V177H107V180H105L106 181V184H107V187L109 188V187H111V188H114L115 187V184H116V182H115V177H114V175L113 174H111V172H110V170L112 169V164H111V158L112 157H114L117 153H116V148H114V146L112 145V144H109V142L107 143V144H105L104 146H103V148H99V140L97 141L98 143H93ZM114 140V139H113ZM160 140V139H159ZM163 140V139H162ZM163 140V141H164ZM167 140V141H168ZM233 140H234V138H233ZM7 141V140H6ZM17 141V140H16ZM27 141V140H26ZM31 141V140H30ZM30 141H28V142H30ZM106 141V140H105ZM104 141V142H105ZM133 141H135L134 143H133ZM161 141V140H160ZM264 141V140H263ZM24 142V141H23ZM73 142V141H72ZM78 142V141H77ZM262 142V141H261ZM0 143H2V142H0ZM21 143V142H20ZM26 143V142H25ZM36 142H34V140H33V142H31V143H29V145L27 144V150L25 149L24 151H22V153H23V155H28L29 153L28 152H30L31 151V148H33L34 147V145H36L35 144ZM3 144V143H2ZM218 144V143H217ZM216 144V145H217ZM263 144V143H262ZM38 145V144H37ZM233 145V144H232ZM5 146V145H4ZM71 146V148H72V150L74 149L73 147ZM22 147V146H21ZM37 147V146H36ZM52 147V145L50 144V145H46V149H47V151H49V153H50V150H49V148H51ZM116 147V146H115ZM135 147V148H134ZM159 147L161 148H163L164 150H167V151H169V153L170 152H177L176 154H178L177 156H176V154H167V155H164L163 156V159H160V158H154L153 157V150L155 149V148H157V149H159ZM185 147V146H184ZM264 147V146H263ZM263 147H261L262 149H263ZM38 148V147H37ZM181 148H183V147H181ZM187 148V147H186ZM207 148V147H206ZM230 148V147H229ZM8 149V148H7ZM69 149V148H68ZM163 149H159V150H163ZM185 149V148H184ZM62 150V149H61ZM67 150V149H66ZM188 150V149H187ZM232 150V149H231ZM13 151V150H12ZM64 151V150H63ZM68 151H70V150H68ZM228 151H229V149H228ZM262 151V150H261ZM1 152V151H0ZM17 152V151H16ZM231 152V151H230ZM232 152H233V150H232ZM260 152V151H259ZM264 152V151H263ZM45 153V152H44ZM47 153V152H46ZM140 153V154H139ZM159 153V152H158ZM233 153H235V152H233ZM34 154V153H33ZM62 154V153H61ZM67 154V155H68ZM152 154V155H151ZM226 154V153H225ZM229 154V153H228ZM228 154H226V155H224V156H228ZM232 154V153H231ZM230 154V156H233V155H231ZM3 155V154H2ZM1 155V156H2ZM74 155V156H73ZM217 155V154H216ZM222 155V154H221ZM30 156H32V155H30ZM43 156V155H42ZM196 156V157H195ZM220 156V155H219ZM243 156V155H242ZM5 157H7L8 159H9V162H7L6 164L5 163H3L4 164V169L3 170H1L0 169V201H6V202H9L10 203V201L12 202V200H17L18 199V197H20L19 195H17L16 193H14L13 191H12V189L10 190V189H8L9 187H11V188H14L13 186H12V183L14 184V181H15V179H16V176L17 175H15V172L17 171L16 169V165H18V164H16L15 163V160L17 159L16 157H18L17 155H13V153L11 154H8V156L6 155ZM33 157V156H32ZM39 157V156H38ZM46 157H48V156H46ZM54 157V156H53ZM58 157V156H57ZM126 157V156H125ZM153 157V158H152ZM222 157H223V155H222ZM229 157V156H228ZM234 158H235V155L233 156ZM6 158V159H7ZM16 158V159H15ZM77 158H76V160H77ZM208 158V157H207ZM224 158V157H223ZM241 158V157H240ZM38 159V158H37ZM46 159V158H45ZM90 160V162L88 163L87 161H89ZM95 160H96V163H95V165L93 164V161L95 162ZM238 160V159H237ZM1 161V160H0ZM17 161V160H16ZM41 161V160H40ZM82 161V162H81ZM230 161H232V160H230ZM235 161V160H234ZM242 161H243V163H245V166H244V168H243V170L247 173L248 172V169L249 168H251V170L253 171V169L254 170H256V171H258V169L260 168H258V166H262V165H264V154H262V152H261V154H257L256 152H254V151H252V152H248V153H246V154H244V158H242ZM21 162V161H20ZM85 162H87L86 164H85ZM164 162H165V164H164ZM238 162V161H237ZM2 163V162H1ZM48 163L50 164V166L51 165H54L55 166V164H56V162H55V160L53 159V158H51V159H48ZM71 163V164H70ZM229 163V162H228ZM239 163V162H238ZM2 164V165H3ZM58 164V163H57ZM56 164V165H57ZM59 164H61V163H59ZM57 165V166H55L56 168L57 167H59L60 165ZM227 164V163H226ZM234 165H235V163H233ZM233 164H231V162L227 165V167H224V168H217V169H215V173H216V176H218V175H220L221 177H223V176H226L229 172H230V169L233 167ZM26 165V164H25ZM61 165V166H62ZM94 165V166H93ZM166 165V166H167ZM237 165V164H236ZM18 166H20V165H18ZM214 166V165H213ZM2 167V166H1ZM65 167H67V166H65ZM151 167V166H150ZM211 167V166H210ZM234 167H236V166H234ZM233 167V168H234ZM19 168V167H18ZM22 168V167H21ZM28 168H30L29 166H28ZM27 168V169H28ZM64 168V167H63ZM161 168H162V166H161ZM232 168V169H233ZM212 169V172L214 171L213 169L214 168H210V170ZM263 169V168H262ZM261 169V170H262ZM32 170V169H31ZM76 170V169H75ZM81 170H80V173H81ZM260 169H259V171H261ZM82 171V172H83ZM84 171V172H85ZM249 171H250V169H249ZM258 171V175H262L263 177H264V172H259ZM264 171V170H263ZM28 172V171H27ZM212 172H211V174H209V175H213L212 174ZM232 173H233V171H231ZM66 173H67V171H66ZM75 173V172H74ZM214 173V172H213ZM85 174V173H84ZM165 174H167V173H165ZM245 174V173H244ZM88 175V176H89ZM104 175V174H103ZM215 175V174H214ZM213 175V176H214ZM229 175H230V173H229ZM73 176H74V178H75V174H73ZM93 176V175H92ZM94 176H96V174L94 175ZM215 176V177H216ZM228 176V175H227ZM226 176V177H227ZM231 176V175H230ZM77 177V176H76ZM90 177V176H89ZM210 177V176H209ZM220 177V178H221ZM242 177V176H241ZM243 177H245V176H243ZM240 178V183L242 184V188H228L229 187V185L228 186H225V184L224 185H220V186H218V184H217V186L218 187H216L215 186V190L212 192V195H211V193L210 194H206L205 196H203V195H201V196H203L204 198H207V197H210V198H213L214 196H224V195H228V197L230 196V197H233L232 198V200H237L236 198H239V199H243L244 200V202H245V199H246V201H247V194L249 193V192H251L250 190L252 189V188H254L255 189V191L257 190V191H259L258 190V188L259 189H261L262 187H264V178L262 177H259V179L258 180H256V181H254V180H252V179H250V178ZM27 178V177H26ZM80 178V177H79ZM218 178H219V176H218ZM217 178V179H218ZM228 178V177H227ZM231 178V177H230ZM29 179V178H28ZM91 179H92V177H91ZM209 179V178H208ZM212 179V178H211ZM229 179V178H228ZM75 180V179H74ZM89 180V179H88ZM190 180V179H189ZM210 180V179H209ZM73 181V180H72ZM80 181V180H79ZM82 181V180H81ZM17 182H19V181H17ZM27 182V181H26ZM71 182V181H70ZM96 182V181H95ZM76 183V182H75ZM98 183V182H97ZM105 183V182H104ZM131 183V182H130ZM136 183H137V181H136ZM191 183V182H190ZM222 183V182H221ZM69 184V183H68ZM82 184V183H81ZM85 184H86V182H85ZM89 184V183H88ZM88 184H86V185H88ZM95 184V183H94ZM138 184V183H137ZM137 184H135L134 182H132L131 183V186H132V189H134V188H137ZM194 184V183H193ZM30 185V184H29ZM91 185V184H90ZM95 185H97V184H95ZM102 185V184H101ZM104 185V184H103ZM191 185V184H190ZM189 185V181L187 180H183V181H179V183H178V187L176 188V191L177 192H175V190H172L171 188H168L167 187V190H169L170 189V194L172 193V195L173 196H175V195H183V196H186L187 195V193L189 194V192H190V188L189 187H191ZM28 186V185H27ZM252 186V188H250ZM8 187V188H7ZM98 187V186H97ZM104 187V186H103ZM46 188V187H45ZM84 188V187H83ZM107 188V189H108ZM192 188V187H191ZM200 188V187H199ZM202 188V187H201ZM100 189V188H99ZM139 189V191L137 192V193H141L142 195H144L147 199H146V201L145 202H138L137 203V205H136V209L135 210H133L132 208H130V209H128V210H126V212H125V214H123V216L122 215H116V218H117V220H119V219H123L124 218V220H126V219H128L129 220V222H130V224L132 225L133 224V226L135 225V226H138V227H142L143 226V224H153V223H155V217L151 214H149V212L150 211H148L149 210V203L150 202H148V199H149V197H150V193H148L145 189H142V187H140V188H138ZM78 190V189H77ZM96 190V189H95ZM194 190V189H193ZM196 190V189H195ZM194 190V191H195ZM108 191V190H107ZM106 191V192H107ZM150 191H152V190H150ZM249 191V192H248ZM253 192V193H255V194H257L256 192ZM153 192V191H152ZM86 193V192H85ZM102 193V192H101ZM105 193V192H104ZM136 193V192H135ZM193 193V192H192ZM261 193V192H260ZM84 194V193H83ZM98 194V193H97ZM106 194V193H105ZM134 194V193H133ZM169 194V195H170ZM115 195V194H114ZM93 196V195H92ZM116 196V195H115ZM152 196V195H151ZM189 196V195H188ZM195 196V195H194ZM193 194H192V197H191V195L189 196V197H191L192 199H193ZM200 196V197H201ZM113 197V196H112ZM142 197V196H141ZM200 197H197V198H199V199H201ZM254 197V196H253ZM108 198V197H107ZM183 198V197H182ZM196 197H194V199H195ZM196 198V199H197ZM215 198V197H214ZM211 199V200H215V199ZM259 198V197H258ZM263 198V197H262ZM184 199V198H183ZM194 199L191 201V200H186V198H185V200L183 201H177V200H173L170 196H167V197H165V198H163L161 201H159L160 203H159V205L156 207L155 206V209H156V211H154V214L155 213H157L158 212V210H168L169 212L171 211V212H173V213H178V214H181V215H186L185 214V212L187 211V209H189L190 210V214H191V217H192V220L194 219V221H196V220H205L206 218H207V220H210V222H215V223H217V224H219V225H221V226H225L226 227V225L228 226V222L230 221V222H232V220H228V219H230V218H226L227 217V215H225V216H223L222 215V217L220 216H215V217H217V218H215L214 217V212H216V209H217V207L215 206V208L214 209H212L213 208V206H212V208H210V209H212V210H215V211H213V215H212V213H210L211 215H209V213H207L206 214V212H208V211H210L209 209H208V211H206L205 212V214L204 215H200L201 213H197L196 211H194V210H192V208H193V206H195L196 205V203H195V205H194V203H193V201H194ZM199 199L197 200V201H199ZM209 199V198H208ZM260 199V198H259ZM204 200V199H203ZM206 200V199H205ZM240 200V201H241ZM13 201V202H14ZM142 201V200H141ZM202 200H200V202H201ZM209 201H210V199H209ZM208 201V202H209ZM239 201V202H240ZM259 201V200H258ZM257 201V202H258ZM264 201V200H263ZM110 202V201H109ZM148 202V203H147ZM195 202H196V200H195ZM208 202H207V204H208ZM248 202V201H247ZM247 202H246V204H247ZM256 202V201H255ZM255 202H252V203H255ZM262 202V201H261ZM158 203V202H157ZM232 203H233V201H232ZM249 203V202H248ZM249 204V205H245L244 206V210L243 211H241V210H239L240 212H239V214H238V221H239V223L237 224L238 225V229H237V231L236 232H234V233H231V232H229V235H228V238H227V236L226 235H223V233H220L219 231V233L218 232H212V233H210V235H209V237H208V240H207V242H206V244H205V248H210V250L209 249H206V250H208L206 253H208L209 251H212L211 250V248H218L219 246L220 247H225L226 249H227V245L229 244H231L232 242L233 243H238V242H241V241H243V242H246V243H248V245L246 246V245H244V246H242V247H240L239 248V250H238V252H237V255H239V257H243V256H245V257H256V259L257 260H255V261H252L251 263H249L248 261H242L240 264H264V254L263 253H260L258 250H259V247H261L262 245H264L263 243H264V233L263 232H257L258 230H260V227H262L261 226V224H263L262 223V221L264 220V204ZM14 204V203H13ZM16 204V203H15ZM58 204H60V203H58ZM109 204V203H108ZM114 204V203H113ZM151 204V203H150ZM222 204V203H221ZM227 204V203H226ZM229 204V203H228ZM227 204V205H228ZM205 205V204H204ZM203 205V206H204ZM214 205V204H213ZM223 206H224V204H222ZM244 205V204H243ZM97 206V205H96ZM202 206V205H201ZM222 206V207H223ZM226 206V205H225ZM236 206V205H235ZM21 207V206H20ZM95 207V206H94ZM205 207V206H204ZM207 207H209V206H206L205 208H203V210L204 209H207ZM221 207V206H220ZM221 207V208H222ZM243 207V206H242ZM152 209H153V207H151ZM160 208V209H159ZM221 208H218V209H220L221 210ZM225 208V207H224ZM223 208V209H224ZM24 209V208H23ZM151 209V210H152ZM226 209H228V207H226ZM229 209H230V207H229ZM20 209H19V207H16V205H7L3 210H2V212L0 213V217H1V222H0V243H2V242H4V241H6V240H8V236H9V234H11L10 236L12 237V239L13 238H15V235L13 234V232L15 233L16 231L15 230H13L15 227H13L11 230H7V229H5L6 227H3V225L5 224V223H11L12 225H14V226H16V227H23L24 228V226L23 225H25V223L27 222V219H28V221H30L31 223H34V224H36V223H40V221L44 218V215L45 216H47L46 214H48V210H37L36 212H33L32 214H29L27 217H26V215L24 214H20L21 212L19 211ZM52 210V209H51ZM160 210V211H161ZM211 210V211H212ZM19 211V212H18ZM53 211V210H52ZM218 211V210H217ZM45 212H47V213H45ZM123 212V211H122ZM163 212V211H162ZM169 212H167L166 211V213H169ZM170 212V213H171ZM187 212H189V211H187ZM186 212V213H187ZM53 214H52V218H51V223H50V225L48 226V227H46V225L45 226H43V225H40V227H38L37 229H39V231H41L42 232V234L43 233H45L46 235L48 234L49 236H52V237H57L58 236V233H59V231L61 230V227H62V225L64 224H62V222H63V219H65L64 217V215H57V214H54V212H52ZM72 213V212H71ZM151 213H152V211H151ZM183 213V214H182ZM263 213V214H262ZM163 214V213H162ZM203 214V213H202ZM224 214V213H223ZM226 214V213H225ZM262 214V215H261ZM188 216H189V213L187 214ZM259 215H261L262 217H260ZM49 216H51V213L49 214ZM161 216V215H160ZM174 215L172 214V218L170 219V218H168V220H169V222H168V224H167V229H166V233H165V235H162V236H159V233L157 234V232H155V231H152L151 230V228H150V233L149 234H151V237H152V241H154V243H153V247L157 250V251H159L158 252V254H156L157 256H155L156 257V259H154L153 261L154 262H159V261H163V262H165L166 264H173V262H174V264H175V262H177V263H184V264H188V263H190V264H200L199 262L201 261V259L202 258H204V256H205V252H204V250L205 249H203L201 246L199 247H197L196 245H194L195 243H190V239H192V238H194V241H196V242H198L197 240L198 239H200V237H201V235H199L201 232L199 231L200 230V228H199V226L197 225L196 227H192L189 231H186V233H185V239H184V243H183V241H182V244L183 245H181V244H171L170 242V237H169V235L170 234H173V232L175 231V230H179L180 229V226H181V223L178 221L179 220V218L178 217H180V216H178L177 218L174 216ZM187 216V217H188ZM257 216H259V217H257ZM160 218V217H159ZM176 218V219H175ZM181 218H182V216H181ZM185 218V217H184ZM45 219H48V218H45ZM134 219H136V221H134ZM251 219H253V220H257L258 219V221L256 222V224L254 225V228H252V229H250V227L249 228H247V225L249 224V222L251 221ZM66 220V219H65ZM106 220V219H105ZM108 220V219H107ZM181 220V219H180ZM250 220V221H249ZM109 221V220H108ZM42 223H43V220L41 221ZM193 222V221H192ZM251 223V222H250ZM258 223H261V224H258ZM37 225V224H36ZM137 227V228H138ZM145 227V226H144ZM148 227V226H147ZM36 228V227H35ZM130 228H134V227H130ZM221 228V227H220ZM31 229V228H30ZM136 229V228H135ZM216 229H218V228H216ZM24 230H25V228H24ZM32 230V229H31ZM147 230V232H149ZM263 230V229H262ZM19 231H20V229H19ZM18 231V232H19ZM35 231V230H34ZM38 231V232H39ZM48 231H51V232H48ZM64 231V230H63ZM94 231V230H93ZM130 231V230H129ZM61 232H62V230H61ZM200 232V233H199ZM22 233H24V232H22ZM26 233V232H25ZM40 233V232H39ZM91 233V232H90ZM89 233V234H90ZM175 233V232H174ZM41 234V235H42ZM94 234V233H93ZM92 234V235H93ZM202 234V233H201ZM226 234V233H225ZM40 235V234H39ZM47 235V236H48ZM62 235V234H61ZM92 235H89V236H86L85 238H83L82 239V241L80 242V248H85V249H90L89 247L90 246H92V244L94 243V240H93V238L91 237ZM38 236V235H37ZM36 236V237H37ZM45 236V235H44ZM35 237V236H34ZM253 237V238H252ZM57 239V238H56ZM136 239V238H135ZM151 239V238H150ZM172 239V238H171ZM196 239V240H195ZM53 240V239H52ZM176 240H178L177 238H176ZM175 240V241H176ZM183 240V239H182ZM10 240H8V242H9ZM13 241V240H12ZM15 241V240H14ZM27 241V240H26ZM138 242V241H137ZM174 242V241H173ZM178 242H179V240H178ZM192 242V241H191ZM4 244V243H3ZM151 245H152V243H150ZM197 244V243H196ZM119 245V244H118ZM178 245V246H177ZM121 246V245H120ZM141 246V245H140ZM176 246V247H175ZM114 247L115 246H113V245H111V244H109V245H102L101 246V248H100V251L102 252V253H112L115 249H114ZM169 247H171V249H172V251H173V254L171 253V254H169V252H166L165 253V249L166 248H169ZM219 247V248H220ZM79 248V249H80ZM117 248V247H116ZM262 248V247H261ZM127 249V248H126ZM130 249V248H129ZM137 249V251H139V250H142V249H140V247H139V249L138 248H136ZM136 249H135V252H136ZM133 250V249H132ZM145 250V249H144ZM217 251H218V249H216ZM221 251H223L222 249H220ZM147 251V250H146ZM224 251H225V249H224ZM75 252V251H74ZM80 252V251H79ZM213 252V251H212ZM211 252V254L210 255H213V253ZM227 252L229 253V250L227 249ZM226 252V253H227ZM78 253V252H77ZM137 253V252H136ZM205 253V254H204ZM216 252L214 251V254H215ZM219 253H220V251H219ZM219 253L217 254V255H219ZM79 254V253H78ZM209 254V253H208ZM208 254H206V255H208ZM222 255H220V257H222L223 255L225 256V254L222 252L221 253ZM102 255V254H101ZM223 256V257H224ZM215 257V256H214ZM219 257V258H220ZM5 258V257H4ZM104 258V257H103ZM206 258H208L207 256H206ZM205 258V259H206ZM212 258V257H211ZM216 258H217V256H216ZM228 258V257H227ZM226 257H225V259L226 260H224V261H221L222 260V258H221V260H215V258H213L214 260H211V261H209L208 262V264H231V262L229 261V258L227 259ZM107 259V258H106ZM228 260V261H227ZM203 261V260H202ZM162 262V263H163ZM0 264H15V263H13L12 262V260H11V257H9L8 258V255H7V258H5V259H1V257H0ZM16 264H29L28 263V261H24V260H22V261H19L18 263H16Z\"/></svg>",
  "mask_w": 264,
  "mask_h": 264
}]
</instances>
